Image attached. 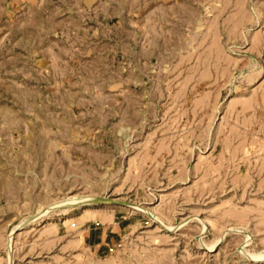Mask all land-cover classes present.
I'll return each mask as SVG.
<instances>
[{
  "label": "rangeland",
  "instance_id": "obj_1",
  "mask_svg": "<svg viewBox=\"0 0 264 264\" xmlns=\"http://www.w3.org/2000/svg\"><path fill=\"white\" fill-rule=\"evenodd\" d=\"M0 264H264V0H0Z\"/></svg>",
  "mask_w": 264,
  "mask_h": 264
},
{
  "label": "bare ground",
  "instance_id": "obj_2",
  "mask_svg": "<svg viewBox=\"0 0 264 264\" xmlns=\"http://www.w3.org/2000/svg\"><path fill=\"white\" fill-rule=\"evenodd\" d=\"M92 199L94 198L85 199V198L78 197V198H75L74 202H80L81 204H84V203L92 204L94 203V201H97V200H92ZM64 203H68V201H65Z\"/></svg>",
  "mask_w": 264,
  "mask_h": 264
}]
</instances>
